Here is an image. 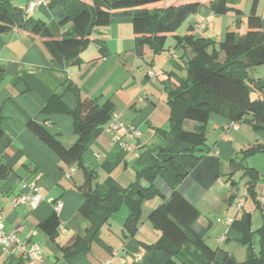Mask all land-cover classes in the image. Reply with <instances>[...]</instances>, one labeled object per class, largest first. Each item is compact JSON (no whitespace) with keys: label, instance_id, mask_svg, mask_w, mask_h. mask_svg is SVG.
<instances>
[{"label":"crops","instance_id":"crops-1","mask_svg":"<svg viewBox=\"0 0 264 264\" xmlns=\"http://www.w3.org/2000/svg\"><path fill=\"white\" fill-rule=\"evenodd\" d=\"M30 1L34 0H14L13 6L22 11ZM41 1L44 4L29 17L52 25L47 0ZM209 14L208 7L202 8L196 16L188 18L182 32L177 34L214 39V33L207 28L202 32L196 30L199 23H207ZM188 28L192 32H188ZM65 30H58L56 35L60 36ZM262 30L264 32V21ZM222 38L214 40L219 42ZM171 39L174 44L165 45L163 52L154 54L144 46L138 55L131 17L121 15L92 34L91 42L79 55L77 64L60 68L54 65L49 54V39L18 27L0 35V65L3 69L0 75V114L7 141V145L0 141V166L8 169L7 176L0 179V220L6 232L17 230L22 241L40 245L41 261L38 264H62L58 248L74 236L83 235L89 224L78 211L83 201L78 192L84 183L83 171L60 161L28 130L27 124L34 121L42 125L65 148H69L77 139L72 117L62 113H41L52 95L61 94L64 103L74 110L78 99L68 87L70 84L78 89L79 99L95 100L98 105L110 108L125 126L141 132L137 139L125 137L134 146L133 152H122L104 131V126L82 155L81 163L94 172L98 184L123 191L141 172L151 167V149L161 143L157 130L169 129L164 86H171L177 78L185 77L182 62L192 56L188 48ZM250 78L262 88L264 97V66L254 69ZM184 127L191 129L193 124L186 122ZM117 135L123 137L121 131ZM254 145L264 146L263 130L254 131L249 125L211 115L206 128V146L210 154L219 159L223 176L208 190L201 189L190 178L178 187L207 220V224H196L195 229L203 233L204 242L216 251L215 261L210 264H220L223 253L237 263L246 258L245 246L237 256V243L242 235L232 224L242 213L251 212L246 209L250 200L253 210L259 209L247 190L249 178L243 176V170L235 172L231 180L228 175L230 160L239 162L241 151ZM244 164L257 172L255 199L264 204V153L249 157ZM72 167L74 170L69 172ZM33 185L39 187L41 202L34 207L29 204L14 206L12 199L29 194ZM157 187L164 196L169 195L170 189L163 182L158 181ZM241 199L244 200L243 206L237 209ZM57 202L62 204L57 215L59 235L51 241L41 231L39 223L52 215ZM157 203L158 199L143 202L138 229L133 236L123 229L128 213L124 206L108 219L96 212L93 215L96 228L87 236L89 249L73 257L69 264H122L121 259L124 264H141L146 254L144 246L155 244L161 237L148 222V215ZM250 215L252 220V213ZM228 219H232L231 225L227 224ZM207 240H211L216 248ZM137 259L139 261L135 262ZM22 261L20 254L0 248V264H22Z\"/></svg>","mask_w":264,"mask_h":264},{"label":"trees","instance_id":"trees-1","mask_svg":"<svg viewBox=\"0 0 264 264\" xmlns=\"http://www.w3.org/2000/svg\"><path fill=\"white\" fill-rule=\"evenodd\" d=\"M258 1L253 0L243 35L229 30L222 40L216 42L193 34L181 37L177 31L188 18L206 7L216 15L233 12L240 17L241 11L228 6V0H47L46 6L53 17L52 25L25 15L23 10L13 6L14 0H0V35L18 27L29 34L49 39V54L54 65L60 68L77 64L79 55L90 44L92 34L121 15L131 17L138 55L144 46L154 54L163 52L169 37L192 54L189 60L182 62L185 77L177 78L171 86H164L169 129L156 132L161 143L151 149V167L141 172L135 182L123 191L98 184L94 172L81 163L91 141L109 123L113 114L110 108L98 105L95 100L79 99L78 89L70 84L68 87L78 99L74 110L64 103L61 94L52 95L41 113H62L72 117L77 139L69 148H65L42 125L34 121L27 124L28 130L60 161L68 166H77L84 174V183L78 188L83 198L78 211L89 226L83 235L74 236L58 248L62 264H69L73 257L89 249L87 236L96 228L93 219L96 212H101L108 219L124 206L128 213L123 229L133 236L138 229L143 202L154 199H158V203L149 213L148 222L160 232L161 237L155 244L144 246L146 254L141 264H210L215 261L216 251L204 242L203 233L195 229L196 224H207V220L178 187L190 178L201 189L208 190L223 176L219 159L210 154L206 146V128L211 115L249 125L254 131H264L262 88L250 78V71L264 66L263 20L256 14ZM148 6L154 7L148 9ZM63 29L66 30L57 36L58 30ZM188 32H192L191 28ZM2 73L0 65V75ZM2 121L0 114V141L7 145ZM186 122L192 123L193 127L186 129ZM258 153H264V146H250L241 151L239 162L230 160L228 179L243 170V176L249 178L247 190L261 211L263 225L252 232L250 213H242L232 226L242 235L239 242L246 247V258L237 263L223 253L220 264H264V204L255 199L254 184L258 174L244 164L246 159ZM7 174L8 169L0 166V179ZM158 181L170 189L167 197L157 187ZM59 227L60 221L54 212L39 223V228L51 241L58 237ZM254 235L258 236L257 251Z\"/></svg>","mask_w":264,"mask_h":264},{"label":"built area","instance_id":"built-area-1","mask_svg":"<svg viewBox=\"0 0 264 264\" xmlns=\"http://www.w3.org/2000/svg\"><path fill=\"white\" fill-rule=\"evenodd\" d=\"M44 3L41 0L30 1L26 4L23 9V13L25 15H30L34 12V10L42 6ZM207 27L206 22H201L196 26V30L202 32ZM236 128L234 125H232ZM104 131L108 133L113 142L120 148V150L126 154L132 153L134 150V146L128 143L125 140V137H133L135 139L141 136V132L137 129H134L132 126H125L122 122L118 120L116 114H112L109 123L106 125ZM121 131L123 137H119L117 134ZM73 167L69 170L72 172ZM42 198L39 195V187L37 185H33L30 187V193L27 195H19L12 199V204L14 206L19 205H30L36 206L41 202ZM244 200L241 199L237 204L236 208L240 209L243 206ZM62 204L61 202H57L54 206V213L57 216L61 210ZM227 224H232V219L227 220ZM0 248L9 252H16L22 256V264H38L41 261V247L38 243L34 242H24L22 241L18 235L17 230L6 232L4 223L0 220ZM122 264H124V260H120ZM139 261V259L135 260V262ZM135 264V263H134Z\"/></svg>","mask_w":264,"mask_h":264},{"label":"rangeland","instance_id":"rangeland-1","mask_svg":"<svg viewBox=\"0 0 264 264\" xmlns=\"http://www.w3.org/2000/svg\"><path fill=\"white\" fill-rule=\"evenodd\" d=\"M253 0H228V6H231L233 8H237L241 11L242 15L240 17L235 16L233 12H229L226 15H216L212 13L210 10V14L207 16V29L210 32H213V38H219L224 37L225 33L229 30L235 31L239 35H243L246 30V18L248 17L251 8H252ZM256 14L264 21V0H259L257 4ZM181 27L177 33L180 34L184 28ZM223 39V38H222ZM173 43L172 39L169 37L166 43V46ZM174 44V43H173ZM259 68V67H258ZM262 70V69H258ZM252 72V71H250ZM253 74V73H252ZM251 75V74H250ZM254 206V205H253ZM253 206L251 205V200L248 202L247 208L248 210H251L250 213H252V220H251V231L255 232L258 228H260L263 225V218L260 210H253ZM124 209V208H123ZM240 219V216L238 220ZM210 242L212 247H215V244L213 245V242L211 240H207ZM208 242V243H209ZM253 243L255 250H258V236L254 235ZM238 249H237V256L240 255L242 250H245L243 245L238 242ZM63 247V246H62ZM244 248V249H242ZM85 253V252H84ZM240 257V256H239ZM215 264V263H213Z\"/></svg>","mask_w":264,"mask_h":264}]
</instances>
